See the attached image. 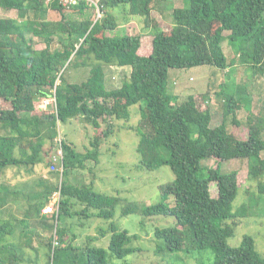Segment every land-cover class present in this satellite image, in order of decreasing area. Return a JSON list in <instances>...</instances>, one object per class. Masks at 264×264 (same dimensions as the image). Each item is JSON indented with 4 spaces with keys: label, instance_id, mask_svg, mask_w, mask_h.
I'll list each match as a JSON object with an SVG mask.
<instances>
[{
    "label": "trees",
    "instance_id": "obj_1",
    "mask_svg": "<svg viewBox=\"0 0 264 264\" xmlns=\"http://www.w3.org/2000/svg\"><path fill=\"white\" fill-rule=\"evenodd\" d=\"M86 1L75 9L83 13L88 6L98 8L103 17L92 21L84 15L77 32L65 34L68 45L61 51H51L50 39L56 33L47 30L49 24L45 19L49 9L62 13L63 8H70L57 0H0L2 9L27 13L30 21L39 17L42 30L34 34L50 38L43 50L35 51L28 43L27 31L13 18H0V178L5 180L6 168L33 170L43 164L57 143L62 153L58 161L63 167L59 184L46 185L45 193L37 192L29 198L31 204L24 214L25 220L15 224L10 219H0V251L12 248L10 258L0 256V264H10V259L11 264H43L42 260L46 264H109L114 258L122 261L136 253L132 244L138 236L121 231L110 222L108 249L88 245L78 260L76 248L65 239L66 231L55 225L59 245L53 250L50 240L42 256L33 247L28 222L29 218L41 215L57 191L61 199L52 217L56 222L75 216L71 210L73 200L98 210V217L105 221L115 217L114 198L97 193L94 187L73 184L69 177L85 169L86 161L99 162L100 144L92 142L93 150L81 154L65 139L56 142L55 127L58 122L64 126L80 119L97 129L106 125L103 135L109 139L114 133V122L129 121L130 108L144 100L146 107L139 109L143 127L136 129L141 137L137 148L139 168L155 171L169 166L175 175L170 184L172 193L165 190L158 203L142 211L145 217L166 216L176 220L174 227L155 230V237L161 241L159 250L168 254L210 251L213 264H264L255 237L245 235L237 246L228 243L238 225L246 224L254 216L264 217V158H261L264 116L250 119L249 137L238 139L228 131L227 117L235 115L240 105L251 107L246 95L227 94L224 121L212 128L209 109L201 110L193 96L175 104L178 97L169 91L170 69L211 66L224 70L232 66L222 47L225 40L241 57L242 64L264 76V0H172L183 1L184 6L174 9L169 27L163 24L164 19L152 18L154 0ZM121 5L130 7L134 19H143L140 34L119 29L118 16L108 9ZM146 38L148 49L143 45ZM72 56L74 61L82 59L84 65L91 63L90 76L81 84L69 83L63 75V68ZM104 66H129L131 72L120 88L111 90L105 83ZM38 96L52 97L56 112L40 116L34 105ZM8 103L9 108L3 106ZM233 123L240 125L235 118ZM46 144L50 146L48 150H44ZM211 157H221L222 161L248 159L249 174L259 184L260 193L251 191L248 205L236 208L238 172L205 168L204 161ZM54 169L59 172L58 166L54 165ZM54 175L59 176L60 172ZM212 184L217 188L214 195ZM11 191L8 183L0 184V204L5 203ZM170 195L174 206L170 204ZM132 211L128 208L125 214Z\"/></svg>",
    "mask_w": 264,
    "mask_h": 264
},
{
    "label": "rangeland",
    "instance_id": "obj_2",
    "mask_svg": "<svg viewBox=\"0 0 264 264\" xmlns=\"http://www.w3.org/2000/svg\"><path fill=\"white\" fill-rule=\"evenodd\" d=\"M154 6L155 10L152 11V18L158 21L164 19L163 24L169 27V23L173 21L172 13L174 9L183 7L184 2L154 0ZM91 8L88 6L83 13L78 8H63L62 13L50 8L49 16L45 19V22L49 24L47 30L56 33L51 39L34 34L35 31L42 30L39 17L30 21L27 13L0 8V18H13L22 30L27 31L28 43L32 45L33 50L40 52L48 43L47 39H50L51 51H61L64 49V45H68L69 42L65 34L69 32L75 34L79 29L78 23L81 22L84 15V17L89 16L92 21H95L96 15L93 8ZM108 10L118 16L119 29L122 32L132 35L142 32L144 21L142 18L134 19L129 6L121 5L117 8L111 7ZM118 32L120 31L118 30ZM18 41L19 39L16 43ZM143 45L144 49L149 48L148 38L145 39ZM151 47L152 45H150V49ZM222 47L229 61H232V66L224 70L215 69L211 66L170 69L169 91L178 97L175 104L182 103L193 96L196 98L197 105L201 110L209 109L212 113V128L219 126L224 121V104L227 94L241 92L243 96L246 95L247 99L251 100V107L248 109L246 104L240 105V108L235 111V115L227 117L228 131L238 139L246 140L250 131L249 120L264 116V76L254 69H250V66L242 64L240 62L241 57L235 54L226 40L222 43ZM71 59L66 62L65 68H63L64 78L69 83L81 84L90 76L91 63L84 65L82 59L74 61V56ZM104 70L106 85L109 89L121 87L123 81L129 77L131 72L129 66H104ZM41 89L44 90V88ZM45 90L49 92L50 89L45 88ZM34 105L40 116H43V114L52 115L56 112L52 97L38 96L34 100ZM3 106L9 108L10 103ZM145 107L146 101H141L137 106L130 108L131 119L129 121L114 122V133L109 139H104L103 135L107 129L106 125H102L100 129H97L80 119L64 126L59 122L57 123V127H55L58 132L56 142L65 139L81 154L93 150L92 142L100 144L99 162L88 160L85 162V169H79L71 175L69 174V177L73 184L94 187L97 193L114 198L116 200L114 208L116 213L112 220L105 221L98 217V210L86 208L85 204L73 200L71 210L75 213V216L62 218L63 221L61 219L62 222L60 223V221L56 222L52 218L58 206H54L51 202L41 210L39 217L33 216L35 218H29L28 222L31 224L30 229H32V232H30V235L33 247L40 251V255H44L50 240L53 244V250L54 247L59 245L55 225L66 231L65 239L76 248L74 254L79 256L75 257L78 260L82 257V250H86L88 245L108 249L111 242L109 225L110 222H114L121 231L126 230L130 235L138 236V239L132 244L137 251L122 261L114 258L109 264H213L214 258L210 251L196 250L190 254H184L183 252L168 254L160 251L161 241L155 237V230L157 228L174 227L177 225L176 220L173 217L166 216L145 217L142 213L147 206L158 203L165 190L172 193L170 184L173 183L175 178L169 166L160 167L155 171H145L139 168L140 155L137 148L141 137L136 129L143 127L139 109ZM234 118L240 122V125L233 123ZM49 147V144H46L44 150H48ZM15 152L16 156L19 157L18 149ZM58 156L62 158L57 143L56 148L50 153L47 160L43 164L35 166L33 170L29 167L19 166L3 169V171L5 170L3 172L5 180L1 177L0 184L8 183L12 191L5 198V203L0 204L1 220L10 219L15 224H20V221L25 220L24 214L29 209L31 204L29 198L32 194L45 193L46 185L60 183L63 167L60 166ZM261 158H264V152ZM54 165L58 166L59 176L54 175L59 173L54 172ZM204 166L209 169L218 167L224 173L238 172L239 193L234 203L236 208L244 204L248 205L251 191L254 190L256 195L260 193L258 190L259 184L249 174L250 161L248 159L222 161L221 157H211L204 161ZM211 191L214 195L217 191L216 185L212 184ZM13 192H17L16 195H13ZM169 200L170 204L174 206L172 195H170ZM128 208L133 211L130 214H125V210ZM83 210L86 211L82 212ZM18 228L20 229L19 226ZM17 232H20V230ZM245 235L255 237L257 250L264 256V217L254 216L247 219L246 224L238 225L235 235L228 240L229 245H239ZM10 249L12 248L0 251V256L10 258ZM28 250L31 249L28 248ZM11 262L12 259L9 260L10 264ZM42 263L46 264V260H42Z\"/></svg>",
    "mask_w": 264,
    "mask_h": 264
},
{
    "label": "built area",
    "instance_id": "obj_3",
    "mask_svg": "<svg viewBox=\"0 0 264 264\" xmlns=\"http://www.w3.org/2000/svg\"><path fill=\"white\" fill-rule=\"evenodd\" d=\"M61 5L63 6H66L68 8H72L74 6H76L77 4H79L81 1H84V0H57ZM86 1V0H85ZM94 13L96 15V19H100L103 17V14L99 11L98 8H96L94 10ZM60 199H61V193L60 191H57L55 194H54V197L52 199V204L54 206H58L59 205V202H60ZM58 209V208H57Z\"/></svg>",
    "mask_w": 264,
    "mask_h": 264
},
{
    "label": "clouds",
    "instance_id": "obj_4",
    "mask_svg": "<svg viewBox=\"0 0 264 264\" xmlns=\"http://www.w3.org/2000/svg\"><path fill=\"white\" fill-rule=\"evenodd\" d=\"M81 2H87V1L84 0V1H81ZM81 2H80V3H81ZM80 3H79V4H80ZM79 4H77L76 6H78ZM76 6H74V7H72V8H75Z\"/></svg>",
    "mask_w": 264,
    "mask_h": 264
},
{
    "label": "crops",
    "instance_id": "obj_5",
    "mask_svg": "<svg viewBox=\"0 0 264 264\" xmlns=\"http://www.w3.org/2000/svg\"><path fill=\"white\" fill-rule=\"evenodd\" d=\"M105 83H106V81H105ZM107 86V85H106ZM108 88V87H107ZM120 88V87H119ZM115 89V88H114ZM118 89V88H117ZM112 90V89H111Z\"/></svg>",
    "mask_w": 264,
    "mask_h": 264
}]
</instances>
